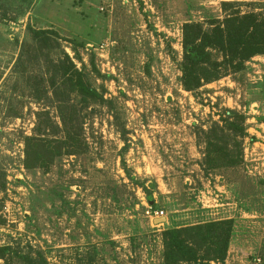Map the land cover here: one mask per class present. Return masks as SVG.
<instances>
[{
	"label": "rangeland",
	"instance_id": "374dc122",
	"mask_svg": "<svg viewBox=\"0 0 264 264\" xmlns=\"http://www.w3.org/2000/svg\"><path fill=\"white\" fill-rule=\"evenodd\" d=\"M79 1L0 0L6 75L30 24L56 32L104 100L84 111L81 153L28 171L21 136L48 103L24 95L14 119L0 96V152L13 159L0 193V249L13 251L0 264H166V230L222 220L233 235L211 264H264V56L195 93L181 83L183 26L223 19V2L250 12L264 0ZM19 89L30 92L24 81ZM224 109L245 115L251 137L239 167L206 171L196 129ZM46 110L58 121L56 107Z\"/></svg>",
	"mask_w": 264,
	"mask_h": 264
},
{
	"label": "trees",
	"instance_id": "16d2710c",
	"mask_svg": "<svg viewBox=\"0 0 264 264\" xmlns=\"http://www.w3.org/2000/svg\"><path fill=\"white\" fill-rule=\"evenodd\" d=\"M242 6L223 2V19L183 26L181 83L186 92L195 93L208 84L238 74L251 59L264 56V7L259 5L260 12H256L258 8L252 4L254 9L243 12ZM29 9L30 5H26L21 15L24 16ZM11 19L8 20L13 21ZM26 29L23 42L17 43L19 52L9 74L6 75L0 67V96L10 109L8 117L14 119L22 117L19 111H15L13 103L24 95L36 104L48 103L35 113L32 133L21 136L24 145L21 165L28 171L47 170L57 159L83 151L86 146L84 111L104 100L61 50V39L56 32L35 29L30 24ZM22 79L30 92L19 89ZM7 90L19 97L6 98L3 94ZM76 96L80 98L78 102ZM51 106L56 107L58 121L46 110ZM217 115L219 120H212L208 128L196 129L197 144L203 148L200 166L206 171L239 167L243 163L245 140L251 137L247 118L239 111L224 109ZM251 141L255 142V138L252 137ZM12 161L11 156L0 152V193L6 191L7 170ZM149 202L157 208L154 200L149 199ZM233 229L232 220L168 229L163 234L165 263L223 262L229 251ZM12 251L10 247L0 249V257L6 258Z\"/></svg>",
	"mask_w": 264,
	"mask_h": 264
},
{
	"label": "built area",
	"instance_id": "2783aa9c",
	"mask_svg": "<svg viewBox=\"0 0 264 264\" xmlns=\"http://www.w3.org/2000/svg\"><path fill=\"white\" fill-rule=\"evenodd\" d=\"M161 215L163 216V212H161ZM159 217V216H158ZM259 264V263H258Z\"/></svg>",
	"mask_w": 264,
	"mask_h": 264
},
{
	"label": "water",
	"instance_id": "95a60500",
	"mask_svg": "<svg viewBox=\"0 0 264 264\" xmlns=\"http://www.w3.org/2000/svg\"><path fill=\"white\" fill-rule=\"evenodd\" d=\"M160 221L164 222V221H165V219H163V220H160Z\"/></svg>",
	"mask_w": 264,
	"mask_h": 264
}]
</instances>
